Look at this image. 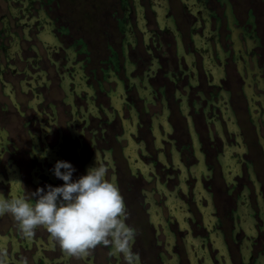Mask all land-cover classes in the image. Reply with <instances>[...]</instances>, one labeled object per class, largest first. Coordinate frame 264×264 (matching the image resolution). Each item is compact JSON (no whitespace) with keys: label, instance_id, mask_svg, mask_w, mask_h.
<instances>
[{"label":"rangeland","instance_id":"rangeland-1","mask_svg":"<svg viewBox=\"0 0 264 264\" xmlns=\"http://www.w3.org/2000/svg\"><path fill=\"white\" fill-rule=\"evenodd\" d=\"M96 158L137 264H264V0H0V193ZM0 255L126 264L110 245L70 256L7 213Z\"/></svg>","mask_w":264,"mask_h":264},{"label":"clouds","instance_id":"clouds-1","mask_svg":"<svg viewBox=\"0 0 264 264\" xmlns=\"http://www.w3.org/2000/svg\"><path fill=\"white\" fill-rule=\"evenodd\" d=\"M76 171L71 162L57 160L51 172L62 184H45L31 191L29 198L0 193V215L10 214L26 237L43 226L70 256L110 245L126 264H137L138 255L132 250L135 230L126 223L124 198L108 178V166L96 158L85 174L74 176ZM0 264H7L2 255Z\"/></svg>","mask_w":264,"mask_h":264},{"label":"bare ground","instance_id":"bare-ground-1","mask_svg":"<svg viewBox=\"0 0 264 264\" xmlns=\"http://www.w3.org/2000/svg\"><path fill=\"white\" fill-rule=\"evenodd\" d=\"M204 216H205V214H204ZM206 217H207V216H206ZM206 217H205V218H206ZM190 257H191V256H190Z\"/></svg>","mask_w":264,"mask_h":264}]
</instances>
